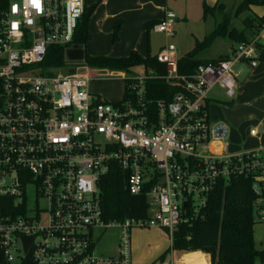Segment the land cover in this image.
Masks as SVG:
<instances>
[{
	"label": "built area",
	"instance_id": "built-area-1",
	"mask_svg": "<svg viewBox=\"0 0 264 264\" xmlns=\"http://www.w3.org/2000/svg\"><path fill=\"white\" fill-rule=\"evenodd\" d=\"M85 7V0H10L0 8L4 264H20L27 251L35 264H133V227L164 229L171 239L181 223L202 218L215 187L233 177L251 181L254 222L264 224V147L229 153L230 129L212 121L208 109L215 86L230 99L241 66H255L254 42L237 44L228 59L200 64L189 76L179 73L178 51L166 43L153 55L164 73L141 65V76H98L124 85L119 101H104L89 90L90 67L74 65L65 74L42 66L49 47L72 43ZM175 21L166 11L151 31L171 38ZM148 80L178 83L183 91L153 106ZM113 167L130 194H146L145 219L102 220L99 183ZM110 227L120 230L117 252L100 256L93 232Z\"/></svg>",
	"mask_w": 264,
	"mask_h": 264
},
{
	"label": "trees",
	"instance_id": "trees-1",
	"mask_svg": "<svg viewBox=\"0 0 264 264\" xmlns=\"http://www.w3.org/2000/svg\"><path fill=\"white\" fill-rule=\"evenodd\" d=\"M9 2L10 0H0V8H7ZM250 6L263 7L264 0H243L235 7L234 16H240L246 10L250 11ZM93 9L94 7H85L83 17L75 30L74 39L69 46H52L48 48L47 56L42 63L43 67L46 69L64 68L65 65L69 64L65 51L71 46L85 51L91 38V34L88 32V22ZM223 9L222 3L218 0L210 7L203 1L202 18L206 21L207 18L214 16L217 11ZM231 21L230 16L223 18L221 21H215L211 32L204 36L202 40L196 41L191 51L179 57L177 66L180 74L189 76L194 74L200 64L205 65L217 60L228 59L229 56L227 55L212 60L200 58L202 52L210 47L216 39L221 38L247 45V43H250L247 36L248 31L255 37L264 30V15L262 17L246 18L242 22L243 28L240 31L229 27ZM157 22H146L143 24L142 29L148 32ZM118 29L119 24L115 26L114 40L117 39ZM255 47L258 51L255 60L264 63V45L256 43ZM83 61L87 67L108 68L119 72H129L132 68L141 65L156 71L158 74L165 72V67L160 63L158 64L149 53L146 57H140L133 51L128 56L117 58L108 56L91 57L86 55L85 51ZM146 85L147 99L153 106L159 101L169 102L177 92L183 91L181 84H168L162 80H148ZM250 184L251 181L244 177H233L227 183H219L209 195L203 217L189 224L181 223L170 239V247L158 260L163 261L164 256L171 251L195 252L199 250L195 253L204 254L205 252L209 254L211 264H255L256 258L264 260V250H257L253 241L255 222L252 201L254 196ZM99 192L102 220L105 223L123 222L127 218L145 219L148 215L146 194L139 196L130 194L126 190L125 175L116 167L111 168L107 175L101 179ZM0 264H4L1 253ZM20 264H35L29 251H27Z\"/></svg>",
	"mask_w": 264,
	"mask_h": 264
},
{
	"label": "rangeland",
	"instance_id": "rangeland-1",
	"mask_svg": "<svg viewBox=\"0 0 264 264\" xmlns=\"http://www.w3.org/2000/svg\"><path fill=\"white\" fill-rule=\"evenodd\" d=\"M15 1V0H12ZM242 0H220L224 4V9L217 11L214 16L207 18V21L201 19V10L198 12L192 9L188 16V20L176 21L175 37L169 38L168 43H172L179 49V56L191 51L196 41L202 40V37L209 34L215 25V21H221L223 18H231L229 27L236 30L243 28L242 22L246 18H253L254 16L262 17L263 15L255 14L250 11L243 12L240 16H234V10ZM114 30L112 29V36L110 39L98 40L94 43H88L85 48L86 55L91 57H120L118 55L127 54L126 45L120 44L121 32L118 30L117 39L114 40ZM255 32V31H253ZM251 32H247L250 42H254ZM141 39L142 47L145 49L148 42L150 43L151 55L155 54L156 48L159 44L165 41L164 34H156L150 31L149 36ZM238 43L228 41L226 39H216L210 47L200 55L205 58H219L220 56H230ZM235 46V47H234ZM141 48V49H143ZM143 49V50H144ZM146 51V49L144 50ZM148 52V50L146 51ZM102 54V55H99ZM256 51L253 55H257ZM117 55V56H116ZM141 55L142 57H146ZM71 64V65H70ZM74 65H85L84 61H69V65L62 68L63 73L67 74L76 71ZM87 67V66H86ZM89 68V67H87ZM91 69L92 80L88 83L91 94L100 97L104 101L114 102L122 98L124 94V85L119 78L106 77L97 78L98 76H106L107 71H112L106 68V72L102 73L98 69L102 68H89ZM101 72V73H100ZM117 72V71H116ZM129 75H142L144 67L137 66L132 68ZM238 75L237 88L234 96L230 99L225 98L223 92L215 87L209 95V116L212 121H221L228 125L230 129L228 140L229 153H241L248 151L251 148L259 146L264 147V86L261 84L260 79ZM254 129L257 132L256 136L250 135V130ZM253 241L257 250H264V224L255 222L253 228ZM120 230L117 227H110V229L102 230L96 229L93 232L92 243L95 246V253L100 256H111L116 254L118 248V238ZM130 245L132 248V262L136 264H156L158 259L170 247L169 237L167 231L159 228H139L133 227L130 231ZM199 254V253H193ZM209 255V254H208ZM210 258V256H209ZM200 261L203 264H209L206 256L202 255ZM255 264H264V260L256 258Z\"/></svg>",
	"mask_w": 264,
	"mask_h": 264
},
{
	"label": "crops",
	"instance_id": "crops-1",
	"mask_svg": "<svg viewBox=\"0 0 264 264\" xmlns=\"http://www.w3.org/2000/svg\"><path fill=\"white\" fill-rule=\"evenodd\" d=\"M203 1H205V3L209 7L217 2V0H85V4L87 8L94 7L91 13L90 20L88 22V32L91 34V38L88 43L92 44L94 42H97L98 40H105V39L109 40L110 37L112 36L113 27L119 24L118 30L121 32L119 45L123 43L126 45L127 54L118 55V56L120 57L128 56L133 51L136 52L138 55H140V57L141 55L142 56L145 55V53H149L151 55L149 42L145 48L146 51L148 50V52L144 51L145 49L142 47V43H141L142 37H144V34L146 35V33L149 35L151 31V29L148 32L143 30L142 29L143 24L149 21H156V22L160 21L164 17L166 11H170L176 14V21L183 20L186 22L188 20V16L192 11V9H195L196 12H198L200 9L201 10L200 17L203 20L202 18ZM218 1L220 2V0ZM222 5L224 7V4ZM250 12L263 15L264 6L263 7L250 6ZM173 31H174L173 37H175V32H176L175 28H173ZM164 37H165V41L158 45L155 54L158 52L159 48H161L163 45L168 43L167 41L169 37H166L165 35ZM203 38L204 36L202 37V39ZM256 43L264 45V30L258 36L255 37V44ZM141 48H143L144 50ZM178 50L179 49H177V51ZM257 56L258 54L255 57L257 58ZM201 58L207 60L213 59V57L212 58L201 57ZM241 69L242 71L241 72L238 71L237 76L238 75L247 76L251 74L253 75L251 77L261 78L260 82L264 86V63L255 61V66L242 65ZM237 76L235 80L238 78ZM215 87H218L223 92V90L219 86H215ZM236 88H237V82H236ZM169 244H170V239H169ZM199 251H195V252H199ZM195 252L171 251L164 256L163 261L158 260V263L156 264H203L200 261L202 255H205L206 259L209 261V264H211V260L207 253L204 252V254L199 253L195 255L193 254ZM133 264L136 263L134 262Z\"/></svg>",
	"mask_w": 264,
	"mask_h": 264
},
{
	"label": "water",
	"instance_id": "water-1",
	"mask_svg": "<svg viewBox=\"0 0 264 264\" xmlns=\"http://www.w3.org/2000/svg\"><path fill=\"white\" fill-rule=\"evenodd\" d=\"M84 56L85 51L77 47L68 50L66 53L67 61H83Z\"/></svg>",
	"mask_w": 264,
	"mask_h": 264
}]
</instances>
